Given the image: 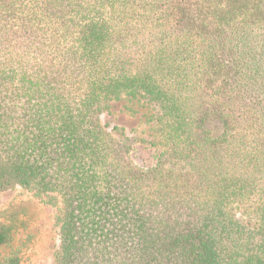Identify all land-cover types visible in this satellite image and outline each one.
<instances>
[{
	"label": "trees",
	"instance_id": "trees-1",
	"mask_svg": "<svg viewBox=\"0 0 264 264\" xmlns=\"http://www.w3.org/2000/svg\"><path fill=\"white\" fill-rule=\"evenodd\" d=\"M117 102L149 133L102 124ZM17 188L59 207L53 264H264V0H0Z\"/></svg>",
	"mask_w": 264,
	"mask_h": 264
},
{
	"label": "rangeland",
	"instance_id": "rangeland-1",
	"mask_svg": "<svg viewBox=\"0 0 264 264\" xmlns=\"http://www.w3.org/2000/svg\"><path fill=\"white\" fill-rule=\"evenodd\" d=\"M142 114V110H140ZM140 114L129 115L123 103H112L110 110L102 116V124L109 129L123 127L126 132L148 129L139 119ZM152 149L139 144L132 151L133 162L142 165L151 159ZM58 206H51L33 192L20 188L0 193V224L12 228V248L20 252L21 264H53L58 245Z\"/></svg>",
	"mask_w": 264,
	"mask_h": 264
}]
</instances>
